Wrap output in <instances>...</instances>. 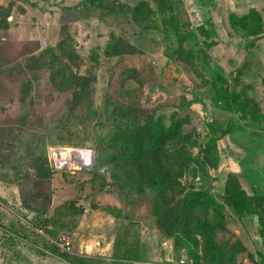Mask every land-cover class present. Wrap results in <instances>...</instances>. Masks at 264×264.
Listing matches in <instances>:
<instances>
[{"label":"rangeland","instance_id":"obj_1","mask_svg":"<svg viewBox=\"0 0 264 264\" xmlns=\"http://www.w3.org/2000/svg\"><path fill=\"white\" fill-rule=\"evenodd\" d=\"M88 1L0 5V264H96L125 238L102 264H264V0ZM196 191L226 216L213 256L177 219ZM69 204L106 215L93 252Z\"/></svg>","mask_w":264,"mask_h":264},{"label":"trees","instance_id":"obj_2","mask_svg":"<svg viewBox=\"0 0 264 264\" xmlns=\"http://www.w3.org/2000/svg\"><path fill=\"white\" fill-rule=\"evenodd\" d=\"M104 0H89L88 2L90 3H102ZM90 3V4H91ZM142 3V2H141ZM112 7H105V9H109L112 11H118V13H127L128 8L123 4L120 3L119 1L112 0ZM216 127L212 124H207L206 125V132L205 133H197V141L199 145L205 146L208 145L210 142L213 140L218 139L221 137V134L219 133L218 129H215ZM227 131V129H225ZM150 151H153L151 146L149 147ZM156 149V148H154ZM160 151V149H157ZM153 157V156H152ZM52 180V179H51ZM230 185L231 183L229 181L226 182V192H230ZM233 196V194L231 195ZM235 197H238L239 195H234ZM240 200H242L241 197H239ZM71 203V202H70ZM64 204V203H63ZM63 204L59 205L55 208H60V210L63 209ZM93 207V206H92ZM183 212L182 215L178 216V220L180 223V228H181V233L185 238H188L193 235H199L203 238L204 242V247L206 251L207 256H213L215 250L216 251H221V246L219 245L217 235L218 233H222L225 231V222H226V216L222 212V209L219 204H217L216 200L209 195L208 193L202 192V191H196L194 193H191L188 195L186 198L184 204H183ZM203 208H210L212 212L214 213V216H212V219L208 221L206 224V227L202 229H194L190 225L191 217L193 214ZM68 210H74L78 211L80 217L84 213V209L81 207L79 209H76L73 207V204H69L67 207ZM37 232V230H34ZM235 244H239L238 241L235 242ZM252 258V257H251ZM96 261V264H99L97 259H91Z\"/></svg>","mask_w":264,"mask_h":264},{"label":"crops","instance_id":"obj_3","mask_svg":"<svg viewBox=\"0 0 264 264\" xmlns=\"http://www.w3.org/2000/svg\"><path fill=\"white\" fill-rule=\"evenodd\" d=\"M12 0H0V5L2 6H6L8 5ZM18 1H22V2H26V3H36V4H46V5H64V4H72L74 2L78 3L80 1L83 0H18ZM120 2V1H119ZM121 3V2H120ZM58 182V181H57ZM58 185H60V183H58ZM62 185H63V189L58 191L54 190L53 192V196H52V209H54L56 206L59 205L58 202H56L55 199H58V195H60L59 193L62 191H65V189H68L70 187H72L73 185L70 182H65L64 180H62ZM62 204V203H60ZM92 208V206H91ZM94 210H89V209H85L84 213L82 214L80 221L78 222L75 230L73 232H71L68 236V242L70 243V248L72 249L73 252H75L76 254L82 255V254H86V249H90L92 250V252L95 250V245L94 243L100 245V241L101 239L99 238V231L96 234V226L101 228H107L109 227V223L107 221V217L106 215H103L104 217L101 218V223H96L95 221V214H94ZM98 236V237H96ZM107 238V237H105ZM100 239V241H99ZM91 240L93 242H91ZM109 242L106 243L105 245H103V248L101 250H99V252L90 255L91 257H93L94 259H97L99 264H102L103 260H113L111 259L110 256H114L116 253V248H125V242H127V239H123V242L119 241L116 243L113 241L108 240ZM91 243V244H88ZM149 254V253H148ZM147 260H150L152 258V256L146 255ZM150 264V263H149Z\"/></svg>","mask_w":264,"mask_h":264},{"label":"built area","instance_id":"obj_4","mask_svg":"<svg viewBox=\"0 0 264 264\" xmlns=\"http://www.w3.org/2000/svg\"><path fill=\"white\" fill-rule=\"evenodd\" d=\"M71 163L73 165L72 159H70V160H63V162L60 164V167H65V166L70 167ZM60 246L61 247H64V246L65 247L66 246L69 247V243L66 242L64 244H61ZM131 264H149V263L135 261V262H132ZM160 264H185V261L183 259L182 260H179V261L178 260L177 261H174L173 258L170 257V258H167L165 260V262H162Z\"/></svg>","mask_w":264,"mask_h":264}]
</instances>
